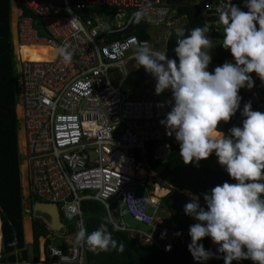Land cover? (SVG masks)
<instances>
[{"label":"built area","instance_id":"1","mask_svg":"<svg viewBox=\"0 0 264 264\" xmlns=\"http://www.w3.org/2000/svg\"><path fill=\"white\" fill-rule=\"evenodd\" d=\"M221 2L194 1L201 13L213 16L207 35L217 34L222 43ZM234 2L248 11L243 0ZM141 8L149 9L146 18L131 22ZM11 9L25 210L34 204L29 197L55 204L64 225L41 238L37 259L15 264H88L84 244L75 242L78 227H84L81 204L87 199L102 203L117 230L161 248L172 236L160 219L161 198L168 189L158 192L161 186L146 164L145 144L157 143L155 160L169 156L176 140L161 121L174 100L169 89L155 93V79L136 63L134 53L141 45L167 50L174 10L165 0H12ZM140 25L147 38L135 34L133 27ZM65 44L72 52L68 64L57 53ZM29 46L46 47L51 57L22 58V48ZM228 61L232 55L223 59ZM249 75L254 86L243 88L248 98L240 103V115L247 102L264 112V83L255 72ZM135 86L142 88V97L132 96ZM118 125L122 131L114 136ZM125 216L150 226V232L133 228ZM69 223H74L72 232Z\"/></svg>","mask_w":264,"mask_h":264},{"label":"clouds","instance_id":"2","mask_svg":"<svg viewBox=\"0 0 264 264\" xmlns=\"http://www.w3.org/2000/svg\"><path fill=\"white\" fill-rule=\"evenodd\" d=\"M243 2L248 11L231 0L218 5L219 22L224 26L221 44L233 61L216 66L212 72L208 65L213 45L207 26L195 27L188 35L178 33L181 38L174 48L178 60L168 58L166 50L147 45L134 53L136 63L155 79V93L171 90L174 104L161 123L168 135L174 134L183 163L198 164L214 152L218 163L235 180L204 193L206 207L200 205L197 194L188 193L191 199L183 212L197 222L189 226L187 247L201 264L218 253L223 254L224 264L242 259L264 264V112L252 110L251 102H247L241 110L242 126L231 127L230 135L218 127L240 108L239 90L254 86L250 73L255 72L264 83V0ZM148 12V8L135 11L131 22L139 24ZM57 53L65 64L71 62L67 44L58 47ZM204 237L217 245L216 253L200 243ZM75 242L94 253L123 251V244L118 245L107 223L91 232L78 227Z\"/></svg>","mask_w":264,"mask_h":264},{"label":"trees","instance_id":"3","mask_svg":"<svg viewBox=\"0 0 264 264\" xmlns=\"http://www.w3.org/2000/svg\"><path fill=\"white\" fill-rule=\"evenodd\" d=\"M170 10H174L173 18L179 20L185 18V22L176 30L173 29L167 40L168 58L177 59L174 48L180 31L188 35L195 27L207 26L210 29V21L213 16L201 13L195 0H165ZM236 5V3L234 2ZM12 0H0V230L2 234L0 246V264H13L29 258L28 250L24 242L23 217L25 214L26 192L23 184L22 161L19 153L17 121V90H16V66L12 43L11 12ZM135 34L144 39L148 34L144 32V25L133 27ZM213 48L209 50L212 57L208 65V71L223 64V59L231 55L224 49L217 34L211 36ZM22 57L43 58L45 52L51 54L46 47L29 46L22 48ZM26 50H30L27 52ZM241 101L246 100L244 89L239 90ZM244 117L236 112L229 121L221 122L218 127L226 134L233 126H242ZM157 143L149 141L145 144V161L147 166L157 173L158 183L168 192L161 198L162 215L165 216L166 225L172 230V236L168 243L161 248L155 245L144 244L133 239L129 233L122 232L108 222L102 203L87 199L81 204L84 228L91 232L101 223H107V228L118 245L123 244V251L115 249L110 251L92 252L84 245L85 260L88 264H201L195 261L188 250L190 243L189 226L197 222L183 212L184 205L191 197L187 193H195L199 196L200 205L206 207L203 194L224 181L235 183L224 168L214 160L201 159L198 164L190 162L184 164L179 154L177 141L171 142V150L167 159L163 162L153 158ZM136 160L141 159L140 151H135ZM30 203L36 200L28 198ZM32 208V206H31ZM30 209V207H29ZM32 254L38 258L39 237L45 236L50 231L46 222L36 217L32 220ZM74 223L67 225L69 232L73 231ZM179 233V234H177ZM15 241V245L11 242ZM206 250L216 253L217 245L211 248V238L204 237L200 241ZM64 247L65 244L61 242ZM170 246V249L167 248ZM219 257V258H217ZM203 264H224L223 254H217ZM231 264H254L250 259L240 261L233 260Z\"/></svg>","mask_w":264,"mask_h":264},{"label":"rangeland","instance_id":"4","mask_svg":"<svg viewBox=\"0 0 264 264\" xmlns=\"http://www.w3.org/2000/svg\"><path fill=\"white\" fill-rule=\"evenodd\" d=\"M14 14V13H13ZM133 97L134 96H137V97H142V88L139 87V86H135L134 89H133ZM122 131V126L121 125H118L116 130L114 131V136H118L120 135ZM18 145H19V153H20V158H21V161L24 159V136L22 134V132L19 130L18 132ZM209 160H214L216 159V155L214 154H210L209 157H207ZM22 174L24 175V166H23V162H22ZM158 178V177H156ZM24 183V181H23ZM187 194V192H186ZM26 205V204H25ZM30 207V210L29 212H25V217H24V229H25V240H26V243L27 245L30 246V243L28 242L29 239H30V225L28 223V219H29V216L30 217H33V218H36L37 216H35L34 212L32 211V208L31 206ZM28 208V207H27ZM41 220H43L44 222H47L45 220V218L43 217H39ZM133 228H136L140 231H143V232H150V226H147V225H144L142 223H139L135 220H133L132 218H130L129 216H125L124 218ZM160 219L162 221H165V216H163L162 214H160ZM40 241V240H39ZM28 246V247H29ZM210 246L211 248H214L216 246V244H214L211 240V243H210ZM31 250V249H30Z\"/></svg>","mask_w":264,"mask_h":264},{"label":"water","instance_id":"5","mask_svg":"<svg viewBox=\"0 0 264 264\" xmlns=\"http://www.w3.org/2000/svg\"><path fill=\"white\" fill-rule=\"evenodd\" d=\"M185 20V18H181L180 20L176 21L175 27L181 26ZM32 211L34 212L35 216L45 218L52 230L59 231L64 226L59 219V212L55 204L36 201L33 204Z\"/></svg>","mask_w":264,"mask_h":264},{"label":"crops","instance_id":"6","mask_svg":"<svg viewBox=\"0 0 264 264\" xmlns=\"http://www.w3.org/2000/svg\"><path fill=\"white\" fill-rule=\"evenodd\" d=\"M180 20V19H179ZM176 21H178V20H176ZM175 21V22H176ZM175 26V25H174ZM135 27V26H134ZM180 27V26H179ZM179 27H175L174 29H178ZM136 28V27H135ZM139 29V28H138ZM134 30V29H133ZM140 30V29H139ZM173 30V29H172ZM171 30V31H172ZM158 31H160V30H158ZM24 184V183H23ZM25 206V205H24ZM24 210H25V208H24ZM25 212H27L26 210H25ZM24 217H25V214H24ZM24 217H23V229H24ZM34 218L33 217H30L29 216V219H28V223H29V225H30V239H29V243H30V246L29 245H27V243H26V240H25V229H24V242H25V246H26V248H27V250H28V253H29V258L27 259V260H23V261H16L15 263H20V262H25V261H32L33 259H37V258H34L33 257V254H32V245H31V242H32V225H31V223H32V220H33ZM49 229V228H48ZM60 231V230H59ZM54 232H58V231H55V230H51V231H49L48 233H51V234H53ZM43 236H41V237H39V240H38V242L40 243L41 242V238H42ZM1 238H2V234H1V230H0V246H1ZM13 242H15V241H13ZM12 243V242H11ZM15 244H16V242H15ZM12 245V244H11ZM29 246V247H28ZM38 247H39V245H38ZM31 249V250H30ZM40 249V248H39ZM38 256H39V254H38ZM15 263H13V264H15Z\"/></svg>","mask_w":264,"mask_h":264},{"label":"bare ground","instance_id":"7","mask_svg":"<svg viewBox=\"0 0 264 264\" xmlns=\"http://www.w3.org/2000/svg\"><path fill=\"white\" fill-rule=\"evenodd\" d=\"M24 50L22 49L21 50V54H23L24 52H23ZM30 50H27V52H29ZM44 53V57L43 58H38V59H46V58H50L51 57V54H49L48 52H45V51H43ZM22 58H25V57H22ZM27 58H29V57H27ZM29 59H34V58H29ZM158 192L159 193H164L165 192V188H159V190H158ZM188 194V193H187Z\"/></svg>","mask_w":264,"mask_h":264},{"label":"snow or ice","instance_id":"8","mask_svg":"<svg viewBox=\"0 0 264 264\" xmlns=\"http://www.w3.org/2000/svg\"><path fill=\"white\" fill-rule=\"evenodd\" d=\"M26 51H27V50H26ZM33 58H34V59H38V57H36V56H33Z\"/></svg>","mask_w":264,"mask_h":264}]
</instances>
